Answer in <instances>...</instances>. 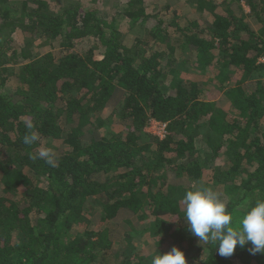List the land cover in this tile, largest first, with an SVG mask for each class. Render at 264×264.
Wrapping results in <instances>:
<instances>
[{
  "label": "trees",
  "instance_id": "obj_1",
  "mask_svg": "<svg viewBox=\"0 0 264 264\" xmlns=\"http://www.w3.org/2000/svg\"><path fill=\"white\" fill-rule=\"evenodd\" d=\"M186 2L184 16L174 0H0V264H152L173 246L188 264H264L250 244L224 258L199 243L183 202L222 190L237 225L264 200V0ZM221 89L230 112L210 95ZM41 146L55 167L31 158ZM122 213L117 242L106 224Z\"/></svg>",
  "mask_w": 264,
  "mask_h": 264
},
{
  "label": "clouds",
  "instance_id": "obj_2",
  "mask_svg": "<svg viewBox=\"0 0 264 264\" xmlns=\"http://www.w3.org/2000/svg\"><path fill=\"white\" fill-rule=\"evenodd\" d=\"M29 123L28 129H34ZM40 141V135L32 130L23 137V143L31 146ZM43 160L47 165L57 164L55 150L41 146L31 157ZM184 220L191 234L198 238L199 243H212L218 255L228 258L234 255L237 246L244 249L249 244L250 254H264V200L258 201L242 216L239 224L233 225V216L226 210V204L218 192L208 189L188 190L184 197ZM152 264H188L184 252L173 246L165 254L155 255Z\"/></svg>",
  "mask_w": 264,
  "mask_h": 264
},
{
  "label": "rangeland",
  "instance_id": "obj_3",
  "mask_svg": "<svg viewBox=\"0 0 264 264\" xmlns=\"http://www.w3.org/2000/svg\"><path fill=\"white\" fill-rule=\"evenodd\" d=\"M46 1H48L50 4L57 7V9H62V7H66V6H69V5L74 4V3H82L86 7L91 6V4L89 3L90 0H46ZM174 1L177 2L176 4H180L179 5L180 11L185 16L187 14V12L190 10V8H189L190 4L189 5L185 4V3H187L186 0H174ZM103 2L105 4L104 5L105 8H110L117 2V0H103ZM243 9H244V14L250 12L249 7H247L245 4L243 5ZM254 29H257V28H254ZM132 36H134V35L127 33L124 37V39H126V40H124V42H126V44L128 46L131 45V41L128 38H130ZM186 59H187V57H186ZM178 68H179V70H181L184 73V76L190 81L198 82L200 84H209L210 86L217 84L216 79L214 78V71L212 70L213 68L208 69L206 71H200L199 67H197V66L194 67L193 63H186V62H181V61L178 63ZM221 90L222 91H220V92L219 91L212 92L210 95L212 96L213 100L217 102V104L219 106L224 107V109L226 111L230 112L231 111L230 102L224 95V89H221ZM147 127H148V125H146L145 129ZM197 148L199 149L200 153L203 156H208L210 150H209L208 146L202 140V137H199L197 139ZM212 190L218 192L219 194L222 193V190H216V189H212ZM124 218L126 219L127 215L122 213L117 217V220L112 221V222H108L106 224L107 227H110L112 229L111 236L117 242H120L123 235L125 233L130 232V229H131L126 224V222H122V220ZM153 249H154V245H152L150 247L143 248V250L147 254L151 253Z\"/></svg>",
  "mask_w": 264,
  "mask_h": 264
},
{
  "label": "built area",
  "instance_id": "obj_4",
  "mask_svg": "<svg viewBox=\"0 0 264 264\" xmlns=\"http://www.w3.org/2000/svg\"><path fill=\"white\" fill-rule=\"evenodd\" d=\"M145 131L151 136L163 139L167 135V124L158 122L156 120H150Z\"/></svg>",
  "mask_w": 264,
  "mask_h": 264
}]
</instances>
